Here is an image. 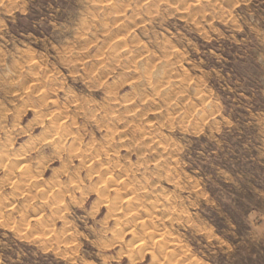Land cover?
Segmentation results:
<instances>
[{"label":"rangeland","instance_id":"1","mask_svg":"<svg viewBox=\"0 0 264 264\" xmlns=\"http://www.w3.org/2000/svg\"><path fill=\"white\" fill-rule=\"evenodd\" d=\"M4 152L0 264H264V0H0Z\"/></svg>","mask_w":264,"mask_h":264},{"label":"bare ground","instance_id":"2","mask_svg":"<svg viewBox=\"0 0 264 264\" xmlns=\"http://www.w3.org/2000/svg\"><path fill=\"white\" fill-rule=\"evenodd\" d=\"M128 63V62H127ZM133 86V85H132ZM138 86V85H137ZM134 88V87H133ZM35 100V99H34ZM38 112H39V110H38ZM42 112V111H41ZM60 114V113H59ZM41 116H42V114H40ZM44 115V114H43ZM56 115H58L57 113H56ZM60 126H61V123H60ZM63 126H64V124H63ZM53 127V126H52ZM53 128H56V127H53ZM65 128V127H64ZM60 129V128H59ZM63 130V129H62ZM66 131V130H65ZM55 134H57L56 132L55 133H53L49 138H47L46 137V139H48L47 140V142L48 143H50V144H55V143H57V136H55ZM74 135V134H73ZM68 136V135H67ZM46 139H44V140H46ZM59 139L61 140V137H59ZM58 139V140H59ZM61 143V142H60ZM65 143V142H64ZM73 144V143H72ZM58 145V144H57ZM71 146V145H70ZM75 146V145H74ZM54 147H56V146H54ZM65 146H60V144L56 147L58 150L57 151H59V152H61L62 151V149L64 148ZM77 149V148H76ZM64 150V149H63ZM59 152H57V153H59ZM78 152V151H77ZM74 155V154H73ZM80 155V154H79ZM31 157V156H30ZM61 158V157H60ZM10 161V162H9ZM12 160H9V153H0V163L3 165V164H5V163H8V164H12V165H7L6 166V164H5V166L6 167H9L10 168V170H12L13 168H15L16 166L18 167V169H19V172H20V175H21V178H24V180L26 181V182H29L28 184L29 185H31V184H34V185H37L39 182H40V180L41 179H43L42 178V175L43 174H41L38 170L35 172V170H36V168L38 169V168H40L41 167V165H42V162H37V164L35 165L32 161H31V159L28 157V156H25L24 154L23 155H21V156H17V157H15V159H14V162H16V163H12L11 162ZM44 164V163H43ZM103 165V164H102ZM15 166V167H14ZM16 167V168H17ZM10 172H13V170L12 171H10ZM62 172V171H61ZM16 176V175H15ZM53 176H55L54 174H53ZM57 176V175H56ZM119 176V175H118ZM59 177H61V176H59ZM51 178H52V176H51ZM10 179H12V177L10 178ZM61 179L62 178H56L55 179V181L53 180L52 181V189H50V190H44L43 188H40L37 192L39 193V195L40 194H42V197L43 198H45V199H51L52 197H54L55 196V194H57L58 195V193H62V194H64L65 192H69V190L67 189V187H66V185H65V181H61ZM103 179V178H102ZM16 180V179H15ZM18 182V181H17ZM16 182V183H17ZM34 182V183H33ZM74 186V185H73ZM113 186H114V184H113ZM40 187V186H39ZM74 188V187H73ZM78 189V188H77ZM30 191V190H29ZM21 192H23V191H21ZM64 192V193H63ZM60 193V194H61ZM70 194V193H69ZM99 197H100V199H102V202H105V196H103V193L102 194H100L99 195ZM47 200V201H48ZM46 201V200H45ZM52 201V200H51ZM98 202H99V200H98ZM100 203V202H99ZM114 203V202H113ZM41 204V203H40ZM108 204H110V203H108ZM120 204V203H119ZM118 204V205H119ZM113 205V204H112ZM111 205V207L113 208V206ZM118 205H116V203H114V210H116V208H118L119 206ZM122 205V204H121ZM121 207V206H120ZM156 207V206H155ZM112 209V211H114ZM23 214V213H22ZM111 213L109 212V215H106V217L107 216H111L110 215ZM120 216V215H119ZM108 217V218H109ZM114 217H115V215H114ZM179 217V216H178ZM138 218V217H137ZM115 220H117L118 221V217L116 216L115 218H114ZM135 220V219H134ZM144 222V221H143ZM118 224H119V222H118ZM146 224V223H145ZM146 227V226H145ZM165 228V227H164ZM143 229V228H142ZM118 230V229H117ZM118 231H120V230H118ZM117 232V231H116ZM118 233V232H117ZM118 234H116L115 235V237H112L111 238V241H113L114 239H116L118 236H117ZM120 236V235H119ZM164 236V235H163ZM136 237V236H135ZM51 238V236L50 235H47V236H45V239H50ZM174 239V238H173ZM149 241V240H148ZM130 242V241H129ZM141 242V241H140ZM135 244V243H134ZM176 244V243H175ZM143 245V244H142ZM145 245V244H144ZM143 245V247H145ZM172 247H173V245H171ZM138 247V246H137ZM177 247V246H176ZM129 248V247H128ZM138 249V248H137ZM154 249V248H153ZM169 249V248H168ZM172 249V248H171ZM175 249V248H174ZM174 249H173V251H174ZM133 250V249H132ZM131 250V251H132ZM177 250V249H176ZM171 251V250H170ZM140 252V251H139ZM122 253V252H121ZM138 253V252H137ZM162 254V253H161ZM176 253L175 252H171V256H174ZM178 254V253H177ZM164 256H165V253H164ZM167 256H168V254H167ZM163 257V256H162ZM165 258V257H164ZM176 258V257H175ZM183 258V257H182ZM154 259V258H153ZM134 260V259H133ZM159 260V259H158ZM166 260V259H165ZM172 260V259H171ZM173 260H175V259H173ZM183 260V259H182ZM167 261V260H166ZM179 261H181V260H179ZM132 262V261H131ZM175 264V263H174ZM185 264V263H184Z\"/></svg>","mask_w":264,"mask_h":264}]
</instances>
